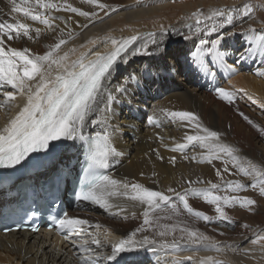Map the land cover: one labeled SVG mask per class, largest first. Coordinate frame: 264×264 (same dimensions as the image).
<instances>
[{
    "label": "bare ground",
    "instance_id": "6f19581e",
    "mask_svg": "<svg viewBox=\"0 0 264 264\" xmlns=\"http://www.w3.org/2000/svg\"><path fill=\"white\" fill-rule=\"evenodd\" d=\"M260 1L263 3L258 4L259 8L253 7L252 16L249 15L242 26L237 22L239 17L243 16L244 19V15L241 14L236 15L233 20L237 23L226 24L216 32L207 30L211 27V22L201 24L202 31L197 32L195 20L190 19L192 13L199 10L207 14L213 9L242 7L246 2L243 0H98V3L107 5L106 8L100 9L85 0H53L54 3L64 7L60 11L40 10L47 11L50 17H54L50 20L51 27H48L25 18L21 13L11 12L12 5L9 0H0V22L14 23L20 20L22 23H28L33 29L41 30L39 34L32 31L30 33L32 39L21 37L6 41V47L18 50L28 48L30 55H44L60 39H64L66 43L57 50V56L68 53V62L77 59L81 53H87V58H94V52L111 51L109 37L119 40L139 35L140 39L123 54L114 65L111 74L103 81L99 110L89 115L82 132L83 135L97 133L103 135L107 128L112 147L116 150V154L109 157L107 177L119 182L120 191H124V184L129 186L139 184L166 193L171 196L170 202H173L172 209L164 207L150 213V225L143 224V211L146 205L123 196L110 198V203L114 205L111 209L102 208L94 203L80 204L70 210L69 216L89 222L82 226L84 228L82 234H85L83 238L73 237L65 241L49 238V233L0 234V264H81L89 255L81 250V244H86L99 257L98 264H114L117 259L123 261V264H209L204 260L209 256L220 264H264V240L253 243L258 235H264V195L260 194L259 188L253 189L250 186V178L240 174L228 158L213 159L210 163L206 160L201 162L205 156L198 154L201 148L198 144L188 145L183 150L176 149L177 144L187 143L186 134H194V130L187 121H180L168 115L171 112H191L199 118V123L204 127L211 126L210 130L214 131V128L217 130L223 126L220 119L224 117V107L215 104L211 109L207 108L203 104L210 98L206 100L203 93L205 88L214 89V86L220 84L223 85L222 87H230V82L225 83V80L229 72L239 71L241 65L248 68V72L252 70V66L253 68L258 65L264 66V55H261L259 50L252 54L246 51L251 47L247 26L255 21L256 15L264 14V0ZM16 2L19 3L20 0ZM68 5L81 11L95 12L96 15L88 18L79 16L66 10ZM234 25L241 27L224 33L225 29ZM244 27L248 29H241ZM150 33L155 35L150 36ZM201 33L205 34L203 38L208 41L217 40L223 35V40L217 46L218 51L223 48L224 51L221 52L231 59L232 63L234 58L235 61L238 60L234 63L236 68L231 67L224 59L215 61L210 54L204 60V64L210 68L207 73L203 74L198 70L193 60L191 67L181 66L180 64H184L183 61L189 58L187 52L184 54L185 50L193 46L194 39L199 38ZM228 33L233 35H227ZM256 35H264V32H256ZM186 36L189 38L185 39ZM153 40L156 42L153 43ZM144 44H147L150 55L134 51L142 48ZM210 46L209 43L208 47ZM237 64L239 67L236 66ZM182 68L184 75L187 74L188 69L197 71L196 75H193V80L178 75ZM51 71L54 76L60 69L57 65H52ZM195 77L201 79L200 84L198 81L194 82ZM235 81L237 90L240 85L245 90L248 87L252 93H259L264 103L262 94L264 82H252L243 76L237 77ZM120 86H123V91L116 90ZM6 91L16 90L9 85H0V105H3L0 107V128L16 115L25 103V97L16 94L14 101L5 104L3 94ZM109 95L114 99L108 103L107 111H104ZM210 101L212 100L208 102ZM149 117H153L152 122L149 121ZM155 120L159 121L158 125L154 124ZM226 133L225 131L224 137L220 136V141L237 149L234 139ZM57 144L61 148V159L40 171L35 178L40 179V176L58 169V166L63 165L64 157L71 154L74 156L80 148L78 140L61 139ZM238 153H241L240 149L235 153L240 158ZM240 163L242 164L241 160ZM225 167L228 168V172H223ZM217 171L220 172L219 176ZM229 180H239L248 186L236 192L225 189L212 190L213 194L247 196L255 203L246 207H241L239 204L225 207L224 211L228 217L226 220L216 218L215 205L205 202L203 198L190 196L188 203L194 210L200 209V212L213 218L209 221L197 219L186 212L183 202L176 195L168 193L169 188L183 193L190 186V181L197 182L192 184V187L210 188V183L220 184ZM128 191H131L130 187ZM10 202L7 201L5 192L0 191V208ZM174 208L179 212L178 215L173 211ZM246 224L249 226L248 229H245ZM142 225L144 230L136 232ZM163 225H179L202 233L216 242L219 251L206 247L210 241H204L202 244L191 243L187 233H181L179 228L175 231L167 230V235L160 236V232L166 231ZM133 232H136L133 238L135 241H142L147 235L154 243L137 245L133 250L116 254L112 260H109L108 257L113 255V245L118 239L127 240ZM89 234L100 240L99 246L91 244ZM181 236L184 240L177 247L163 246L164 242L171 244L174 239L179 241ZM131 256L138 260L127 261Z\"/></svg>",
    "mask_w": 264,
    "mask_h": 264
},
{
    "label": "snow or ice",
    "instance_id": "6c2138e0",
    "mask_svg": "<svg viewBox=\"0 0 264 264\" xmlns=\"http://www.w3.org/2000/svg\"><path fill=\"white\" fill-rule=\"evenodd\" d=\"M11 12L21 13L25 18H29L34 22L51 27L50 17L47 11L40 10H56L63 9V5L54 3L53 0H9ZM85 2L96 5L100 9H104L107 5L98 3V0H85ZM68 11L76 13L79 16L88 18L95 16L96 13H89L81 11L78 8L67 6ZM253 11V6L245 3L242 7L220 8L210 10L205 14L201 11L192 13L190 19L195 20V30L202 31L200 25L211 22V27L207 28L210 32H216L218 28H222L226 24H230L236 15L247 16ZM219 22V23H218ZM35 31L40 33L39 28L33 29L28 23H22L16 20L14 23L9 21L0 22V85H9L13 91H6L3 95L5 97L4 103L9 104L16 99V94L25 97L24 105L19 109L16 115L11 118L7 124L0 128V167H13L20 164L30 153L46 150L50 147V142L61 139L68 140H87L89 145V168L85 171H91L94 168L107 167L110 156L116 154V150L112 147L110 135L105 128L103 135L97 133L95 136L86 137L83 135V128L85 121L90 114L99 110V97L103 93V81L111 74V70L123 54L140 39L139 35H132L127 38L109 37L112 49L109 52L101 53L94 52L93 59H88L87 53H81L80 56L68 62V53L63 56H57L56 52L61 45L65 44L64 39L51 47V49L44 55H30V50L24 48L18 50L13 47H6V41H12L21 37L32 39L30 33ZM154 36V33H150ZM227 35H233L228 33ZM189 37H185L188 39ZM221 35L217 40L208 41L201 39L196 51L192 52L193 62L201 67L206 73L210 68L205 66L204 58L206 55H212L215 61H223L224 53L218 51V44L223 40ZM248 38L251 47L246 51L252 54L259 50L261 55H264V35H256L255 29L248 30ZM156 41L153 40V43ZM209 43L211 44L208 47ZM143 55H150L147 44L142 48L135 49ZM244 57L242 56L241 59ZM52 65H57L60 69L54 76L52 74ZM215 75V73H212ZM258 75H264V71L259 72ZM123 91V86L116 89ZM217 93L222 99L231 101L233 93L226 91L224 88H217ZM114 97L109 95L104 111L108 109ZM3 105H0L2 107ZM169 116L178 118L180 121H187L193 127L194 134H186V144H177L176 149L183 150L188 145L198 144L201 148L207 150L204 157L207 162L213 159L228 158L238 172L251 180L250 186L253 189L259 188L260 194L264 195V168L253 163H240V158L235 155L238 151L233 146L222 143L220 141L221 134L204 127L199 123V118L191 112H171ZM247 119V117H245ZM153 117H149L152 122ZM97 123V121H93ZM251 123V121H249ZM255 126V125H254ZM174 149V150H176ZM225 172L228 168L225 167ZM217 175L220 172L217 171ZM197 182L190 181L189 187L183 193L175 192L174 189L169 188L168 193H173L183 202V207L187 213L195 216L197 219L209 221L213 219L203 212L194 210L188 203V198H203L205 202L215 205V212L217 219H228L225 213V207H230L239 204L241 207L253 205L254 200L247 196L239 195H214L212 190H229L232 192L244 189L248 185L241 183L239 180L222 181L220 184H211L210 188H196L192 184ZM129 187L131 191H128ZM124 191L119 190V182L110 177L102 176L91 181H85L81 185L80 191L76 194L77 200L89 201L99 205L105 209L114 207L110 203V198L123 196L134 202H139L146 205L143 216L144 225H150V213L160 209L162 205H168L171 201V196L161 191H155L146 188L139 184H124ZM118 207V206H117ZM174 212L178 215L179 212L174 208ZM89 222L78 217H70L64 214L63 217L55 221L56 228L59 231L67 230L70 234L80 236L82 234V226ZM166 231L159 233L160 236L167 235V230L175 231L179 228L181 233H187L188 240L193 244H202L204 241H210L206 247L210 250L219 251L216 242L211 241L210 238L197 231H192L187 227H180L179 225H163ZM79 229V230H78ZM143 225L138 228L136 232L143 231ZM133 232L129 239L120 240L113 245V255L108 259L112 260L116 254L125 251L133 250L137 245L151 244L154 241L150 240L147 235L143 237L142 241H135L133 238L136 235ZM91 236V234H89ZM69 237L66 235L65 239ZM184 237L180 240H173L171 244L164 242V247L175 248L180 242H183ZM264 240V235H258L253 243ZM91 244L100 245V240L91 236ZM80 248L83 252L88 253V257L82 261V264H98L99 257L92 252V249L86 244H81ZM205 261L209 264H220L214 260L213 257H205Z\"/></svg>",
    "mask_w": 264,
    "mask_h": 264
},
{
    "label": "rangeland",
    "instance_id": "374dc122",
    "mask_svg": "<svg viewBox=\"0 0 264 264\" xmlns=\"http://www.w3.org/2000/svg\"><path fill=\"white\" fill-rule=\"evenodd\" d=\"M243 1L246 3H247V1H249L248 3L250 5H253V7L255 6L256 8L260 7L258 4L261 5L263 3L260 0H247V1L243 0ZM249 15L252 16V12ZM249 15H248V17L244 16V19H243V16L239 17L237 22H240L241 26H242L243 23L246 22L245 20L250 17ZM254 20L256 22L255 21L252 22L247 27H249V29L255 28L257 30L256 32H258V33L264 32V24H263L264 14L261 13V14L256 15ZM237 22L232 21L230 24H235ZM240 27L234 25L230 28L225 29L224 33L231 31V30H236ZM247 27H244L241 29H248ZM199 35H201V36H199V38L194 39L195 42L193 43V46L190 49L185 50V52H184V54H186V52H187V57H189L188 59H185V61H184L185 62L184 68L186 66L191 67L192 60H193L191 54H192V52L196 51V48L199 45V41L201 39H204L203 38L204 37L203 35H205L204 33L203 34L201 33ZM189 50H191V51H189ZM220 50L224 51L223 48H221ZM225 56H224V60L231 67H235L234 63L238 62V60L235 61V58H234L233 63H232V60L227 58V56L226 57ZM207 58H208V55L205 56L204 60ZM194 65H195V67H198L197 69L202 71L203 74L205 73V71L201 67H199L196 63H194ZM236 66L239 67V64H237ZM241 66H242V67H240V68H242L241 70H240V68H238L239 71L229 72L227 79L225 80V83L230 82V87H228V88L222 87L223 85L220 84L218 86H214L215 87L214 89H213V87L205 88V91L203 93V96L205 95L204 98L206 100H208L207 98H210L209 100H212V101L208 102L209 101L208 100L203 105L207 106V108H210V109L212 107H214L215 104H220L224 107V110H225L224 117L222 118V120L220 119L223 126H221V123H220L221 127L218 128L217 130H216V128H214V131L220 133L221 136H223V137L225 136V131H226L227 132L226 135L228 134L229 137L234 139V142H235L236 146L238 147L237 150L240 149V152H241L238 154L240 156V160H241L242 164H246V162L250 161L251 163L258 165L261 168H264V160H263L264 159V157H263L264 156V107H263L264 103L262 102V98H261L260 94L259 93H252L248 87H246V90L244 87L241 88V85H240L239 90H237L235 88L236 87L235 86V82H236L235 79L239 76L249 78V80L252 82L253 81L264 82V78H263L264 75H258L259 72L264 71V66L262 67V65L261 66L258 65V67H255V68H253L254 66H252V68H251L252 70H250L251 72L250 71L248 72V68H245L243 65H241ZM184 68H182L179 71V74H178L179 76L184 75L183 74ZM189 71L190 72L188 73V77H190V79L193 80V75H196L197 71H195L193 69H191ZM242 71H244V72H242ZM246 73H248V74H246ZM184 76H187V75H184ZM195 81H198V83L200 84L201 79L198 80V78L195 77L194 82ZM202 87H203V85H202ZM202 87H200V88H202ZM217 88H224L226 91L233 93V97H232L231 101L222 99L216 91ZM229 88H230V90H229ZM248 91H250V93ZM246 92H247V94H246ZM262 94L264 95V93H262ZM258 97L261 99H259ZM263 101H264V99H263ZM261 102L263 105L261 104ZM213 103H214V105H213ZM257 103H259L258 107H257ZM261 109H262V111H261ZM245 117H247V119H245ZM249 121H251V123H249ZM208 126L209 125H207L206 127L209 129H212L211 126H209V127ZM198 154L201 156H206L207 150L200 148V151ZM218 160H226V157L223 159H218ZM223 172H225V171H223ZM166 208L172 209V207H170V206L166 207ZM198 210L200 211V209H198ZM163 213L166 214V212H163ZM167 216H168V213H167ZM198 221H200V220H198ZM245 227H246L245 229H248L249 228L248 224H246Z\"/></svg>",
    "mask_w": 264,
    "mask_h": 264
}]
</instances>
